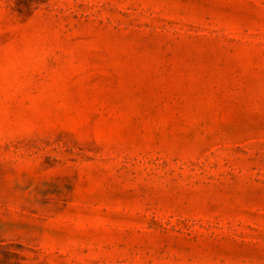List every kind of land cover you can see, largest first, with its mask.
<instances>
[{
	"label": "rangeland",
	"instance_id": "1",
	"mask_svg": "<svg viewBox=\"0 0 264 264\" xmlns=\"http://www.w3.org/2000/svg\"><path fill=\"white\" fill-rule=\"evenodd\" d=\"M0 264H264V0H0Z\"/></svg>",
	"mask_w": 264,
	"mask_h": 264
}]
</instances>
